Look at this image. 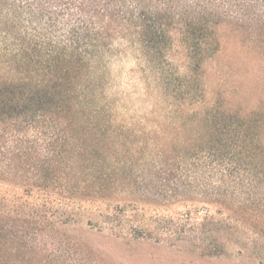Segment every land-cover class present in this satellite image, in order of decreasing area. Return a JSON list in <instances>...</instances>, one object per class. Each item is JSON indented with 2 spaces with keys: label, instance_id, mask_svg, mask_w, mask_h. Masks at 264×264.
I'll return each mask as SVG.
<instances>
[{
  "label": "trees",
  "instance_id": "16d2710c",
  "mask_svg": "<svg viewBox=\"0 0 264 264\" xmlns=\"http://www.w3.org/2000/svg\"><path fill=\"white\" fill-rule=\"evenodd\" d=\"M224 23L264 38V0H0V243L31 253L79 225L158 242L202 228L206 242L252 224L248 207L264 208L258 124L206 106L173 133L154 105L121 124L96 70L128 49L164 69L178 33L192 77ZM198 201L220 205L218 216ZM176 203L192 206L160 209Z\"/></svg>",
  "mask_w": 264,
  "mask_h": 264
},
{
  "label": "rangeland",
  "instance_id": "374dc122",
  "mask_svg": "<svg viewBox=\"0 0 264 264\" xmlns=\"http://www.w3.org/2000/svg\"><path fill=\"white\" fill-rule=\"evenodd\" d=\"M216 32L217 53L192 77L191 58L178 33L164 69L149 66L139 49L100 60L96 70L104 77L102 103L109 104L121 124L139 122L154 105V119L167 118L174 124L173 133L182 130L175 125L183 124V116L194 111L202 115L206 106H214L220 117L253 120L264 141V38L231 23L221 24ZM247 194L235 200L240 204ZM228 196H224L225 205L230 206ZM194 205L206 207L212 214L220 208L201 201ZM189 206L176 203L160 209L185 213ZM236 206L234 209L246 214ZM247 211L252 224L214 230L206 242L202 228L186 233L192 241L173 236L158 242L119 237L97 227L70 226L45 244H37L31 253L0 243V264H264V208L261 211L250 205ZM181 219L185 221L186 216Z\"/></svg>",
  "mask_w": 264,
  "mask_h": 264
}]
</instances>
